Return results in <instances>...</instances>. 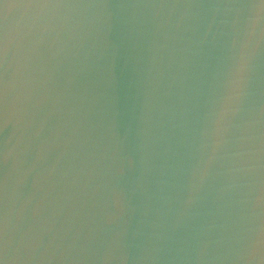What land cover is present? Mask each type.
Instances as JSON below:
<instances>
[{"label": "water", "instance_id": "water-1", "mask_svg": "<svg viewBox=\"0 0 264 264\" xmlns=\"http://www.w3.org/2000/svg\"><path fill=\"white\" fill-rule=\"evenodd\" d=\"M0 264H264V0H0Z\"/></svg>", "mask_w": 264, "mask_h": 264}]
</instances>
